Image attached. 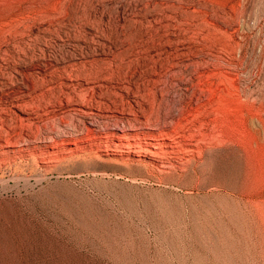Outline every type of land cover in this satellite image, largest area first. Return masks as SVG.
I'll use <instances>...</instances> for the list:
<instances>
[{
	"label": "rangeland",
	"instance_id": "1",
	"mask_svg": "<svg viewBox=\"0 0 264 264\" xmlns=\"http://www.w3.org/2000/svg\"><path fill=\"white\" fill-rule=\"evenodd\" d=\"M0 264H264V0H0Z\"/></svg>",
	"mask_w": 264,
	"mask_h": 264
},
{
	"label": "bare ground",
	"instance_id": "2",
	"mask_svg": "<svg viewBox=\"0 0 264 264\" xmlns=\"http://www.w3.org/2000/svg\"><path fill=\"white\" fill-rule=\"evenodd\" d=\"M162 108H163V104L160 102V101H155V103L152 105V107H151V109H150V111H149V119L151 120V119H156V120H160L161 119V117H159V113H160V111L162 110ZM164 118V117H163ZM122 132H123V136L120 138L122 141H124V140H127V141H129V137H130V134L127 132V130L126 129H124V130H122ZM93 132H92V130L91 129H89L88 128V134H87V136L89 137V135L90 134H92ZM141 135L142 134H139V133H137V134H135L134 135V137L137 139V141H138V144H136V150H132V146L131 145H129V144H127V145H125V147H126V149H128V152L129 153H135V154H137V155H141V154H144L145 156L144 157H146V158H149V160H150V164H148V163H145L144 162V160H140V159H138V160H136L135 162H131V163H122V165L124 166V167H127V168H129L130 170H132V171H136V170H139V169H137L136 167H139V166H141V167H143V170H145V172H146V174L147 175H151V176H153L154 174L151 172V165H152V168H157L158 169V166L156 165V164H154V161H159V162H162L163 163V159H165V157H166V155H168V154H172V153H175L176 152V150H177V148L180 146V144H181V142L180 141H176V138H175V136L174 135H172L171 133H164V132H161L160 133V135H159V138H157L156 139V141H166V140H171V141H173L174 142V144H171V145H166V144H156V145H154V146H152V148L153 149H155V150H150V149H148V148H146V149H143V147H142V140H143V138L141 137ZM110 136H111V134H110ZM11 145L12 144V142H8V145ZM14 144V143H13ZM16 146V145H15ZM7 147V146H6ZM16 147H19V146H16ZM165 148H167V149H165ZM168 148H170V149H168ZM209 149H206L205 147H203L201 144L199 145V152L201 153V155L203 156L204 154H209V152H211L210 150L208 151ZM211 155V154H210ZM76 156V155H75ZM75 156H71L68 160H71V159H79L80 158V156H78V157H75ZM207 156V155H206ZM82 158H83V156H82ZM207 158V157H206ZM98 159H100V157H98ZM204 159V158H203ZM209 159V158H208ZM134 160V159H133ZM204 161H206V160H204ZM203 161V162H204ZM192 162V159H188L187 160V163L188 164H190ZM206 163V162H205ZM120 164V163H119ZM204 164V163H203ZM121 165V166H122ZM193 165V164H192ZM201 165V164H200ZM204 166V165H203ZM164 167H171V168H175L174 167V164L173 163H171L170 162V165H168V166H166V165H164ZM198 167V166H197ZM201 167V166H200ZM200 167H198V168H200ZM205 168V167H204ZM203 168V169H204ZM194 170H195V168H194ZM159 171L160 172H164V170H160L159 169ZM204 171V170H203ZM195 172V174L197 173V175H198V182H197V184H195V185H197L198 187L199 186H202V182L204 181V179H203V181H202V178H201V176H203V175H201V174H203V172H201V171H194ZM170 173V172H169ZM193 174V173H192ZM205 175V174H204ZM194 176V175H193ZM196 176V175H195ZM194 176V177H195ZM191 178V176L188 174V173H186V174H180V175H171L170 176V178L169 179H166V181H167V183H171L172 185H174V186H176V187H181L182 188V186H184V185H186L185 184V182H187V181H189L188 179H190ZM204 178H206V176H204ZM191 179H193V178H191ZM165 180V179H164ZM189 183V182H188ZM187 183V184H188ZM195 183V182H194ZM188 185H190V184H188ZM192 185V184H191ZM190 185V186H191ZM205 185V184H204ZM193 186V185H192ZM187 187V186H186ZM206 187V186H205ZM174 188V187H173Z\"/></svg>",
	"mask_w": 264,
	"mask_h": 264
}]
</instances>
